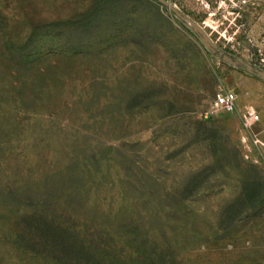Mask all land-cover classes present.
<instances>
[{"label":"rangeland","instance_id":"rangeland-1","mask_svg":"<svg viewBox=\"0 0 264 264\" xmlns=\"http://www.w3.org/2000/svg\"><path fill=\"white\" fill-rule=\"evenodd\" d=\"M241 1L0 0V264H55L10 238L35 212L118 262L264 264V0Z\"/></svg>","mask_w":264,"mask_h":264},{"label":"trees","instance_id":"trees-1","mask_svg":"<svg viewBox=\"0 0 264 264\" xmlns=\"http://www.w3.org/2000/svg\"><path fill=\"white\" fill-rule=\"evenodd\" d=\"M66 223L51 215L31 213L18 222L10 238L25 251L55 264H129L109 256L108 242L94 234L81 237Z\"/></svg>","mask_w":264,"mask_h":264},{"label":"built area","instance_id":"built-area-1","mask_svg":"<svg viewBox=\"0 0 264 264\" xmlns=\"http://www.w3.org/2000/svg\"><path fill=\"white\" fill-rule=\"evenodd\" d=\"M169 3L174 4L173 0H166ZM241 2L246 3L247 0H242ZM216 109H221L228 113H233L237 111V97L234 92L230 90H221L216 94L215 105ZM243 125L246 128H253L262 123V135L261 133L253 134V142L258 147L264 149V116L260 115L259 112L253 107L249 106L245 109L242 117Z\"/></svg>","mask_w":264,"mask_h":264},{"label":"water","instance_id":"water-1","mask_svg":"<svg viewBox=\"0 0 264 264\" xmlns=\"http://www.w3.org/2000/svg\"><path fill=\"white\" fill-rule=\"evenodd\" d=\"M157 1L162 3V4H164L165 6L169 7L178 16H182V14L178 11V9L172 3H169L166 0H157ZM190 23H191L193 31L195 33H197V35L200 37V39L205 44V46H207L208 48L213 49V44H212L211 38L205 32V30L200 26V24H198V23H196L194 21H191Z\"/></svg>","mask_w":264,"mask_h":264}]
</instances>
